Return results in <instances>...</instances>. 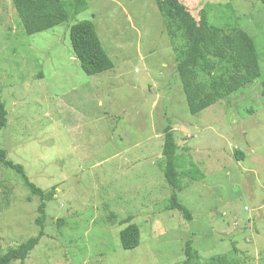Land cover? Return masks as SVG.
<instances>
[{"label":"rangeland","instance_id":"obj_1","mask_svg":"<svg viewBox=\"0 0 264 264\" xmlns=\"http://www.w3.org/2000/svg\"><path fill=\"white\" fill-rule=\"evenodd\" d=\"M183 20L196 53L209 26L237 24L253 38L261 75L190 114L163 29L162 5ZM74 19L26 34L0 0V148L44 191L45 235L23 264H183L185 242L211 264H264V5L261 0H86ZM179 4L183 8L179 7ZM93 21L110 70L86 75L69 27ZM176 142L186 220L167 209L163 128ZM39 198L0 163V255L35 236ZM139 244L123 249L128 222ZM11 264H22L13 261Z\"/></svg>","mask_w":264,"mask_h":264},{"label":"trees","instance_id":"obj_2","mask_svg":"<svg viewBox=\"0 0 264 264\" xmlns=\"http://www.w3.org/2000/svg\"><path fill=\"white\" fill-rule=\"evenodd\" d=\"M19 18L20 25L28 35L52 28L69 19H74L87 8L86 0H11ZM264 5V0H261ZM162 5L163 29L171 39L174 50L176 72L181 82L182 91L190 114H197L252 83L261 75L260 57L252 36L237 24L225 26L210 25L203 35L196 53L192 46L179 41L183 20L170 14V4ZM179 7L183 8L181 4ZM69 37L75 58L86 75H95L113 67V62L103 48L97 35L95 25L90 19L74 22L69 27ZM7 111L0 100V130L5 127ZM164 156L163 175L173 192L170 195L167 209L177 210L186 220L191 219L190 210L182 204L177 192L182 190V176L190 180L203 178V173L193 166L187 172L178 169L175 150L176 142L170 127L163 128ZM0 163L18 174L30 192L39 198L38 216L35 223L38 231L15 247H9L0 255V264H11L20 261L22 264L28 253L37 245L44 232L46 202L53 199L55 188L47 191L31 182L25 174L22 164L6 157L0 148ZM128 224L119 232V240L123 249H132L139 244V229L135 223ZM183 264H201L192 241L185 242ZM211 264H223V257L212 258Z\"/></svg>","mask_w":264,"mask_h":264}]
</instances>
